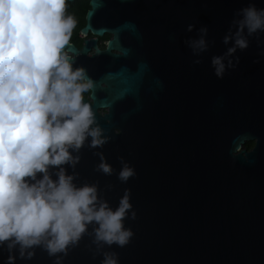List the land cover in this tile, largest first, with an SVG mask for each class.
<instances>
[{
    "label": "water",
    "instance_id": "water-1",
    "mask_svg": "<svg viewBox=\"0 0 264 264\" xmlns=\"http://www.w3.org/2000/svg\"><path fill=\"white\" fill-rule=\"evenodd\" d=\"M249 2L89 0L81 33L93 38L66 46L93 79L83 100L110 139L97 148L86 141L75 169L65 167L78 173V185L98 183L113 208L131 190L136 218L125 226L134 235L123 247L110 246L120 264H264V32L248 37L223 79L210 64L231 46L223 37ZM252 2L264 7V0ZM202 26L209 48L194 64L186 41ZM106 33L112 38L101 50L97 37ZM97 152L112 175L96 170ZM121 157L136 171L126 183L117 176ZM101 251L90 228L63 264H100ZM7 255L0 249V264ZM16 264L55 258L36 247Z\"/></svg>",
    "mask_w": 264,
    "mask_h": 264
},
{
    "label": "clouds",
    "instance_id": "clouds-1",
    "mask_svg": "<svg viewBox=\"0 0 264 264\" xmlns=\"http://www.w3.org/2000/svg\"><path fill=\"white\" fill-rule=\"evenodd\" d=\"M67 7V0H0V249L8 252L4 264L31 259L36 247L54 257L55 264H63L69 247L78 245L90 228L93 243L102 250L100 264H120L110 246L123 247L134 235L125 226L126 218H136L130 189L113 208L98 183L78 185V173L69 174L65 167L75 169L86 141L97 148L110 139L83 100L93 79L83 66H75L66 48L77 24ZM193 28L188 24L186 30ZM259 32H264V7L250 0L236 10L223 37L231 46L211 58L217 79L237 66L235 53L246 49L248 37ZM198 33L186 41L196 57L194 64L209 48L208 28L202 26ZM96 154V170L112 175L115 169L103 153ZM120 159L117 176L126 183L136 171ZM105 246L109 250H103Z\"/></svg>",
    "mask_w": 264,
    "mask_h": 264
},
{
    "label": "trees",
    "instance_id": "trees-1",
    "mask_svg": "<svg viewBox=\"0 0 264 264\" xmlns=\"http://www.w3.org/2000/svg\"><path fill=\"white\" fill-rule=\"evenodd\" d=\"M88 1L89 0H76L74 3H72V8L74 10L72 11V15L76 18L77 24L75 28L72 31V35L70 37V41H73L77 43L80 46V40H77L78 34L80 32V29L84 25V17L88 10ZM253 147V142H247L245 143V148L250 150Z\"/></svg>",
    "mask_w": 264,
    "mask_h": 264
},
{
    "label": "flooded vegetation",
    "instance_id": "flooded-vegetation-1",
    "mask_svg": "<svg viewBox=\"0 0 264 264\" xmlns=\"http://www.w3.org/2000/svg\"><path fill=\"white\" fill-rule=\"evenodd\" d=\"M76 0H74L73 2H71V3H68V7H67V13H69V14H71L72 13V11L74 10V8H72V3H74ZM88 10H89V1H88ZM87 10V11H88ZM86 15V14H85ZM85 24H86V21H85V17H84V25H83V27L85 26ZM90 38H93V35L92 34H88V35H84V34H82L81 33V29H80V32H79V34H78V38H77V40H80V46L77 44V43H75V42H73V41H69L70 43H72V44H74L75 46H77L78 48H81V46L83 45V41L85 40V39H90ZM112 38V35L111 34H109V33H106V34H104L102 37H97V40H98V47L101 49V50H104L105 48H106V46H107V42H108V40H110ZM94 50H92L90 53H92ZM89 94H90V90H88V91H86L84 94H83V97L84 98H89ZM253 145H254V143H253ZM252 149V148H251Z\"/></svg>",
    "mask_w": 264,
    "mask_h": 264
},
{
    "label": "snow or ice",
    "instance_id": "snow-or-ice-1",
    "mask_svg": "<svg viewBox=\"0 0 264 264\" xmlns=\"http://www.w3.org/2000/svg\"><path fill=\"white\" fill-rule=\"evenodd\" d=\"M96 6V5H95Z\"/></svg>",
    "mask_w": 264,
    "mask_h": 264
}]
</instances>
